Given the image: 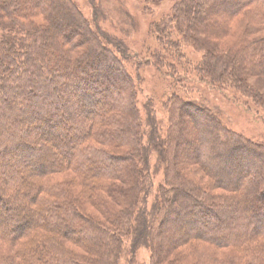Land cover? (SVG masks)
I'll return each mask as SVG.
<instances>
[{
  "label": "trees",
  "instance_id": "1",
  "mask_svg": "<svg viewBox=\"0 0 264 264\" xmlns=\"http://www.w3.org/2000/svg\"><path fill=\"white\" fill-rule=\"evenodd\" d=\"M101 15L94 28L73 0H0V244L24 245L0 264H119L127 241L148 264H264V143L176 95L166 132L144 120L127 46ZM260 25L264 0H173L155 30L204 53L202 80L264 107L241 75H264Z\"/></svg>",
  "mask_w": 264,
  "mask_h": 264
},
{
  "label": "rangeland",
  "instance_id": "2",
  "mask_svg": "<svg viewBox=\"0 0 264 264\" xmlns=\"http://www.w3.org/2000/svg\"><path fill=\"white\" fill-rule=\"evenodd\" d=\"M73 1L76 2L94 28L96 22L94 20V7H98L102 14L101 19L97 21L100 27L125 42L130 54V59L125 66L137 83L138 107L144 120L147 117L146 110L149 109L160 122V127L166 132L169 121L166 103L173 95H176L184 100L201 103L217 111L220 113L224 124L229 128L252 141L264 143V107L262 105H258L251 98L234 89L224 86L218 87V85L211 86L210 83L202 80L196 68L202 62L203 52H198L192 46H185L184 44L179 48L174 46L169 48V44L160 42L161 37L157 34L155 27L170 14L173 0H164L162 4L157 5L147 0H95L94 3L92 0ZM240 27L243 26L240 25ZM240 27L236 28L237 37H240L241 34ZM259 28L260 32L253 34L251 38L264 35V26L260 25ZM235 33L228 39V42L235 39ZM172 37L175 41L180 39L176 32H173ZM67 39L68 34L65 33L64 40ZM213 41L215 40L210 38V42ZM209 47L219 52L226 51L228 48L226 43L219 45L220 48L211 45ZM241 75L248 81L252 89L264 96V75L246 76L244 73ZM192 124L194 123L191 121L190 126ZM192 131L189 129L190 133ZM60 138L61 136L57 139ZM56 143L55 140L53 144L56 145ZM181 143V147L178 144L177 149H179V153L185 154V158L186 154L194 150L195 139L192 138L188 144ZM185 151L187 152L185 153ZM155 163L156 156L153 155L151 166L154 194L164 181L163 171H156ZM191 170L193 174L196 169L192 166ZM195 174L202 181L207 180L202 172L198 171ZM62 178L66 179L67 176L60 177V179ZM3 181L5 180L1 177V190ZM255 200L258 199L255 198ZM22 245L8 247L1 243L0 250L11 255L22 248ZM130 245L128 241L125 243L119 264H148L150 262L151 253L148 249L141 248L132 253ZM69 246L75 248L72 245ZM191 250L183 247L179 251L191 254ZM186 264H190V261L187 260Z\"/></svg>",
  "mask_w": 264,
  "mask_h": 264
}]
</instances>
